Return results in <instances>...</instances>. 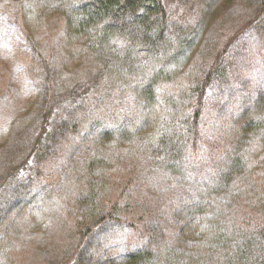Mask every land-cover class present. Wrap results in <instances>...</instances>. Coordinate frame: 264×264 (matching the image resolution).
Returning <instances> with one entry per match:
<instances>
[{
	"label": "trees",
	"instance_id": "trees-1",
	"mask_svg": "<svg viewBox=\"0 0 264 264\" xmlns=\"http://www.w3.org/2000/svg\"><path fill=\"white\" fill-rule=\"evenodd\" d=\"M9 1L39 66L18 129L0 121V264H35L53 220L38 264H264V69L236 80L240 44H264V0ZM195 2L220 7L203 35ZM50 12L61 38L42 49ZM216 92L219 146L203 132ZM62 134L78 160L39 182ZM112 224L137 238L115 250Z\"/></svg>",
	"mask_w": 264,
	"mask_h": 264
},
{
	"label": "rangeland",
	"instance_id": "rangeland-1",
	"mask_svg": "<svg viewBox=\"0 0 264 264\" xmlns=\"http://www.w3.org/2000/svg\"><path fill=\"white\" fill-rule=\"evenodd\" d=\"M14 7L15 5L9 0H0V121L2 134L7 136L18 129L21 119L28 114L26 100L28 99L30 84L34 82L37 67L39 66L37 56L13 17L12 10ZM186 9L190 13V18H192L191 25L194 24V29L198 35H203L215 22L220 7H203L198 2H195ZM49 20V26L41 32L38 44L42 49H46L48 45L51 46L55 41H58V38H61L60 18L55 17V14L50 12ZM53 52L55 51L53 50ZM236 55L238 56L236 58L237 82L253 80L264 69V44L259 45L247 39L240 44ZM226 95H230V93ZM222 98L223 95L219 92H216L211 97L205 117L207 125L204 124L203 128L205 136H211V138H208L214 146L222 145L220 134L217 133L212 136L210 131L214 125L213 121L216 112L220 109ZM26 122L28 130L27 133L23 131L24 140L29 138L37 118L35 119V116L32 119L29 117V120L24 123ZM223 123H218V126L223 125ZM58 141L60 145L55 151L56 154L42 162L37 169L39 182L58 181L59 185L61 180L68 177V170L71 165L78 160L81 147L68 149V135L66 134L60 135ZM216 150H219V148L216 147ZM119 177L124 179L120 174ZM148 199L150 202H155L152 201L153 197H148ZM57 225L56 220L40 225L39 228L41 230L45 228L43 230L44 233L40 235H45L48 239L44 248L37 246L38 250L31 249L32 259L35 260V264H38L46 257L51 258L54 254V241L58 239L52 238L53 236L51 235L57 230ZM112 227L115 228V232L120 234L117 235L118 237L115 235V250H118L122 245L130 244L132 240L137 238L129 224H112ZM65 229V226L61 225L62 236L65 233ZM63 240L66 241V238H63Z\"/></svg>",
	"mask_w": 264,
	"mask_h": 264
}]
</instances>
